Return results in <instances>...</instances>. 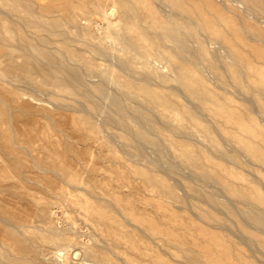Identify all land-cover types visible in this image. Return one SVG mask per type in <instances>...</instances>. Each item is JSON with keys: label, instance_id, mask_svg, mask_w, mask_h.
Wrapping results in <instances>:
<instances>
[{"label": "rangeland", "instance_id": "obj_1", "mask_svg": "<svg viewBox=\"0 0 264 264\" xmlns=\"http://www.w3.org/2000/svg\"><path fill=\"white\" fill-rule=\"evenodd\" d=\"M18 1L14 11L12 0H0V18L13 37L25 33L39 49L42 41L31 35L37 25L18 24L24 0ZM27 1L33 18L52 11L62 21L68 48L75 54L69 61L72 65L81 69L85 62L97 65L111 71L119 84L146 83L151 94L138 92L122 100L132 106H141L145 98L152 103L150 112L165 158L144 143L142 155L138 154L124 131L105 124L96 112L88 116L99 125L98 140L84 136L88 132L83 123L84 100L51 84L44 90L24 77L39 76L36 70L0 81L2 93L11 91L31 105L27 110L1 104L13 116L1 125L11 133L17 129L25 133L30 126L43 130L62 150L70 174L65 178L31 167V157L22 155L21 166L32 172L18 181L13 163L4 166L7 161L0 145V183L10 185L8 191L0 187V210H10L7 219L0 220V260L10 264H264V224H255L243 212L253 201L264 213V43L245 32L252 27L264 29V13L240 0H183L181 14L158 0H139L137 22L120 9L117 0H101L108 12L98 9L95 0H70V18L63 15L65 0ZM211 1L220 11L209 5ZM229 4L237 6L234 12L224 11ZM216 13L225 22L212 32L209 23ZM170 19L188 23L183 38L190 52H178L172 42L154 36L156 25ZM202 21L208 26L200 27ZM126 37L138 40L148 57L124 48ZM62 42L63 36H50L47 47L54 50ZM17 50L15 58L20 62L25 56ZM111 53L129 58L137 72L126 70ZM34 64L40 66L41 60ZM84 79L89 85L103 83L95 73L85 74ZM104 84L116 92V86ZM160 98L173 106L159 104ZM127 120L136 121L132 113ZM184 147L202 156L203 164L197 168L181 160ZM37 157L53 160V148L39 151ZM196 169L215 178H202ZM146 175L162 179L174 195L163 194L158 183L145 180ZM97 212L107 218L99 220ZM13 214L22 216L21 221L13 220ZM58 245L63 256L56 258L53 252Z\"/></svg>", "mask_w": 264, "mask_h": 264}, {"label": "bare ground", "instance_id": "obj_2", "mask_svg": "<svg viewBox=\"0 0 264 264\" xmlns=\"http://www.w3.org/2000/svg\"><path fill=\"white\" fill-rule=\"evenodd\" d=\"M138 1L139 0H117L120 9L125 14H128L134 21L140 22L138 14L141 12V9L139 6H137ZM158 1L168 6L171 9V11L175 14H181V11L184 10L182 5L183 0H158ZM240 1L246 3L249 8H254V9L256 8L257 10H260L264 13V0H240ZM18 2H19L18 0H12V3L10 4L12 10L14 11L16 10L18 6ZM94 3L96 4L98 9L102 10L103 12H108V10L105 9V4L102 3L101 0H95ZM71 5L72 2L70 0H65V3L62 5L63 15L67 18L71 17V8H72ZM209 5L212 8L217 9V11H220V7L214 4L212 1L209 2ZM229 5L228 7L225 8V10L224 9L223 10L234 12L235 10L234 6L236 5L233 4H229ZM111 7L113 8V6ZM31 9H32L31 3L27 0H24L23 14L22 16L19 17L20 19L18 18V24H22V25L36 24L37 28L31 31V35L40 38L43 46L39 49H36L35 46L31 43L30 37L22 32L18 33L17 37H13L10 30L8 29L6 22L0 18V81H8V80L11 81V79L13 80V77L17 76V74H20L22 71L36 70L39 73V76L33 77L30 74H25L24 77L30 80L31 82H33L34 84H37V86L40 87L42 86V88H44L43 86L47 87V84H51L52 87H56L59 90L63 91L64 93H70V92L75 93L84 100L87 109L85 110L83 109V110L86 111L87 116L83 117V123L88 129V132H86L84 136L90 137L94 140H98V136L95 133L98 132L99 125L94 123L91 120L90 116H88L91 113L96 112L103 117V121L105 124H111L113 125V127L114 125L119 126L124 131V138L133 141L131 145H133L135 151L138 154L142 155L143 149L141 147V144L144 143V146L145 144H147L148 146H151L152 148L157 150L158 155L162 159H164L165 158L163 152L164 150L161 149V141H160L161 136L160 133L156 131V127H155L156 119L155 116L150 112V109L153 108L152 103L145 98L141 106H132L128 103H125L122 100L123 97L133 98L136 96V93L138 92L144 93L146 94V96L151 94V91L147 88L146 83L137 84L129 80L126 81L125 83L119 84L116 77L113 75L111 71L105 72L97 65H93L89 62H85L83 64L84 67L83 69L72 65L69 61L73 60L74 53L68 48L67 40H69V36L67 30L63 28L62 21L59 18L54 17L52 11H49V13H47L46 15H42L41 17L33 18L30 14ZM112 10H114V8L111 9L110 11ZM149 16L154 17L155 15L152 14ZM186 19L189 20L188 17H186ZM224 20L225 19H223L221 13H216V15H214L213 17L212 22L209 23L211 25L210 30L212 32H216L219 28L220 23H222V21ZM185 22L186 20H184V22H177V23H172V19L168 21L163 20L161 21L162 24H160V26L156 25L155 27L156 32L154 33L155 34L154 36L162 41L168 40L172 42L174 49L177 50L178 52H185V53L190 52L183 38L188 28V23ZM169 24L171 27L167 28V25ZM206 24L208 26V23H205L204 21H202L201 24L198 23L200 27H204ZM176 30L179 34L176 33ZM246 30L245 32L246 33L248 32L247 34L249 35V37L264 43V29L260 27H252L250 31H246ZM55 35L63 36V42L62 45H59L54 50H50L47 47V44L49 42V37ZM123 40H124L123 47L128 48L131 52L141 54L144 57H148V54H150L139 43L138 40L127 37L124 38ZM36 42L38 41L36 40ZM16 48L21 50L22 51L21 53H23L25 56V59L20 62L15 58L16 55L15 53L16 51H18ZM98 50L101 52L103 51L101 49ZM111 55L116 60H118L119 64L122 65L126 70L137 72L135 71L134 68H132L131 60L129 58L120 56L115 53H111ZM38 58L39 60H41L40 66H36L34 64V61L37 60ZM90 73H95L99 75L102 78L103 83H96L93 85H89L85 81L84 75ZM144 78L146 79L147 75H145ZM104 83H110L116 86L117 87L116 92L114 93L110 92L108 89H106ZM45 89L46 88H44V90ZM250 89L251 88L249 87V90ZM20 98L21 100H19ZM22 98L23 97H21L20 95L17 96L13 94L11 91H7L6 93H2V91H0L1 155L7 161V162L4 161L6 162L4 166L10 168V163H13L12 166L14 169L12 170L13 172L15 170V172L17 173V177H19L18 181H20V178L24 176L23 174H28V173L30 174V172H32L31 168H24L20 164V159L22 158V155H27L31 157V161H30L31 167H38L46 172H55L56 174H59L62 177L70 178V174L68 172L69 165L67 164V161L64 158L62 150L55 147L57 146L56 145L57 143L51 138H49L48 135H45L43 130H40L39 128L36 129L30 126L29 128H27L25 133L22 130H18V129L13 131V133H11L9 129H6L1 125L2 121L4 120L9 121L13 117L12 114L9 111H7L5 108H3L1 104L3 103L5 105L9 104L12 106V108H16V109L23 108L28 110L31 108V105L28 103V101L26 100L22 101ZM159 104H164L167 107L173 106L169 101L163 98L159 99ZM77 109L79 110V108ZM128 113H132V115L135 116L136 121L134 123L127 120ZM168 123L170 122L168 121ZM48 147L53 148L55 158L51 161L38 160L37 153L43 149H48ZM180 157L181 160L185 161L186 163L188 162L189 165L192 167L195 166L198 168V166L203 164L202 156H196L187 147L183 148V150L180 153ZM170 167L173 169L172 164H170ZM195 172L198 175H200L202 178H215L213 174L206 172L204 170L198 171L196 169ZM27 176L30 177V175ZM145 180H147L148 182L158 183L159 188L163 194L174 195L173 190L169 188L163 182L162 179H159L151 175L150 176L146 175ZM75 185L78 186V183H75ZM224 186L226 188H230L229 184L227 183H224ZM0 187H5L6 190L8 191L10 185L8 184L2 185V183H0ZM206 197L212 200L213 202H217L216 198L212 193H206ZM99 199H100L99 201H105V202L108 201V200H104V198L102 197L101 198L99 197ZM80 208L81 207H79V209ZM243 212L248 217H250L255 224L257 225L264 224V213L257 210L256 205L253 201H249L248 206L243 210ZM7 214L8 216L10 215V210H6V211L0 210V220L3 221L6 220ZM97 217L99 218V220H105L107 218V216H105L104 213H98ZM11 218L18 223L19 221H21L22 216H15L13 214ZM17 223L16 225H14L15 227L19 226ZM2 227L3 226H1V228ZM4 237L1 238L4 239ZM9 239L11 238H8L7 241ZM52 242H54V244L60 243L57 240H52ZM60 246L61 245H58L57 250L56 251L54 250L53 252V256H55L56 258L61 257L63 253V249ZM24 252L26 254L27 251L25 250ZM91 253L92 252H90V254ZM0 264H10V263H8L5 260H0Z\"/></svg>", "mask_w": 264, "mask_h": 264}]
</instances>
